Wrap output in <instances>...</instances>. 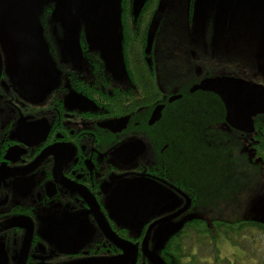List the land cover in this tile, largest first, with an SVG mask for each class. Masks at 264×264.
Here are the masks:
<instances>
[{
    "label": "flooded vegetation",
    "instance_id": "1",
    "mask_svg": "<svg viewBox=\"0 0 264 264\" xmlns=\"http://www.w3.org/2000/svg\"><path fill=\"white\" fill-rule=\"evenodd\" d=\"M12 2L0 0V264H157L154 256L167 264L194 218L224 223L220 205L234 201L237 180L256 198L250 184L264 183V114L254 129H236L219 94L191 91L234 75L209 72L161 91L153 69L129 72L125 52L114 73L83 28L77 40L71 32L60 41L63 23L56 34L51 7ZM257 71L240 78L264 85V64ZM194 98L212 99L219 120L202 105L196 121ZM263 206L227 219L260 217Z\"/></svg>",
    "mask_w": 264,
    "mask_h": 264
},
{
    "label": "rangeland",
    "instance_id": "2",
    "mask_svg": "<svg viewBox=\"0 0 264 264\" xmlns=\"http://www.w3.org/2000/svg\"><path fill=\"white\" fill-rule=\"evenodd\" d=\"M67 1L46 0L40 5L51 7L49 19L56 34V23H63L58 36L60 41L71 36V32L75 33L73 39L77 40L76 32L83 28L93 42L92 50L102 51L114 73L120 72V55L123 53L122 0H80L75 12L70 11ZM13 2L12 6L32 5V0ZM145 2L134 0V12H139ZM194 2L196 5L190 6V0H163L156 15L154 50L164 89L181 90L209 72L247 78L257 76V67L264 64V5L261 3L264 1L259 0L256 6H249L250 0H244L242 6H234L230 0ZM220 3L230 6H218ZM63 29L68 30L65 32ZM74 45L72 43L70 49H76ZM194 99L197 101L193 105V115H198L196 121H200L207 105L210 107L209 115H214L216 111L215 120H219L221 112L212 99L207 105L203 103V98ZM238 181L234 183V201L226 200L220 205L225 218L249 216L250 212L254 215L253 210H258L264 204V183L261 179L257 178L256 182L251 179L252 192L254 188L256 190L255 199L254 196L245 197V191L239 187ZM220 245L222 256L229 257L231 264L233 259H236L234 264H264L262 232L248 231L242 248L229 246L225 241H221ZM235 254L240 258H236Z\"/></svg>",
    "mask_w": 264,
    "mask_h": 264
},
{
    "label": "trees",
    "instance_id": "3",
    "mask_svg": "<svg viewBox=\"0 0 264 264\" xmlns=\"http://www.w3.org/2000/svg\"><path fill=\"white\" fill-rule=\"evenodd\" d=\"M133 1L122 0V47L123 53L125 52L127 56V67L131 74L136 67L140 66H144L147 70L153 69L154 74L151 80L160 83L159 62L155 56L154 47L156 15L162 7L163 0H146L143 8L137 13L134 12ZM79 2L80 0H68L67 5L70 11H78ZM41 4L40 0L39 2L32 0V6ZM163 89L161 88V91ZM205 222L198 218L192 220V232L180 237L177 249L174 251L175 257L171 258L168 253L166 258L169 264H223L225 261L231 264L229 257L222 256L221 241L230 244L229 246L242 248L244 237L248 235V231L256 229V231L264 233V222L260 220L259 216L254 219L226 218L224 223L215 224L213 228L206 225ZM235 257L240 258L237 254ZM234 260L236 259L232 260V264H234Z\"/></svg>",
    "mask_w": 264,
    "mask_h": 264
},
{
    "label": "water",
    "instance_id": "4",
    "mask_svg": "<svg viewBox=\"0 0 264 264\" xmlns=\"http://www.w3.org/2000/svg\"><path fill=\"white\" fill-rule=\"evenodd\" d=\"M197 90H208L219 94L227 110L226 121L236 129L244 131H249L250 128V130L254 129V117L264 114V85L262 84L235 76H220L203 79L191 89L192 92ZM180 97L181 95L173 96L170 101ZM162 109L163 105L155 109L151 123L160 119ZM133 182L135 187H146L140 181ZM146 195V192L145 194L141 193L140 199H146ZM260 220L264 222V206L261 209ZM153 258L157 264H164L160 258L155 256Z\"/></svg>",
    "mask_w": 264,
    "mask_h": 264
}]
</instances>
